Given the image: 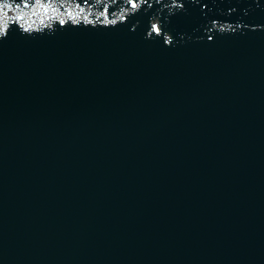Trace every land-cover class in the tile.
<instances>
[{"label":"water","instance_id":"95a60500","mask_svg":"<svg viewBox=\"0 0 264 264\" xmlns=\"http://www.w3.org/2000/svg\"><path fill=\"white\" fill-rule=\"evenodd\" d=\"M0 264H264V0H0Z\"/></svg>","mask_w":264,"mask_h":264},{"label":"snow or ice","instance_id":"6c2138e0","mask_svg":"<svg viewBox=\"0 0 264 264\" xmlns=\"http://www.w3.org/2000/svg\"><path fill=\"white\" fill-rule=\"evenodd\" d=\"M134 6V5H133Z\"/></svg>","mask_w":264,"mask_h":264}]
</instances>
